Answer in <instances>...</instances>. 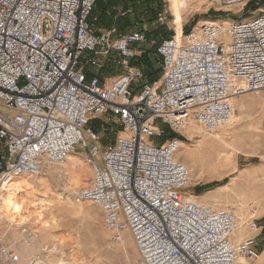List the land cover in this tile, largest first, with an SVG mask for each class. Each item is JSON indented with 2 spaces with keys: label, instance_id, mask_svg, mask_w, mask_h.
Returning a JSON list of instances; mask_svg holds the SVG:
<instances>
[{
  "label": "built area",
  "instance_id": "obj_1",
  "mask_svg": "<svg viewBox=\"0 0 264 264\" xmlns=\"http://www.w3.org/2000/svg\"><path fill=\"white\" fill-rule=\"evenodd\" d=\"M96 1L0 0V102L10 112L0 111V185L61 164L68 154H79L78 145L92 178L75 199L101 209L112 242H125L129 232L137 264H238L240 256L257 258L256 237L264 241V226L250 219V235L236 241L233 209L185 195L190 177L176 156L180 139L150 138L163 133L156 119L181 135L190 119L214 132L231 119L233 98L264 88V10L229 22L225 31L204 22L179 37L157 40L141 30H98ZM216 1L232 6L250 0ZM145 44L160 57L159 89L132 64ZM110 63L123 72L106 82L100 68ZM100 116L104 121L95 129ZM109 123L120 134L105 146ZM19 260L0 239V264ZM24 264L49 263L36 254Z\"/></svg>",
  "mask_w": 264,
  "mask_h": 264
},
{
  "label": "rangeland",
  "instance_id": "obj_2",
  "mask_svg": "<svg viewBox=\"0 0 264 264\" xmlns=\"http://www.w3.org/2000/svg\"><path fill=\"white\" fill-rule=\"evenodd\" d=\"M154 1L162 3L161 10L157 13L155 20L149 21L147 17L142 15V10L145 6L143 2L124 7L121 1L108 2V0H101L100 6H95L92 16L97 17L99 14L98 10L101 7L104 8L106 13L101 18L100 24L97 19L96 28L98 30L113 29L115 35H117L119 32L118 28L123 24L124 18H128L130 21L123 25V33L139 30L153 32L161 26L164 30L160 31L159 35H162L166 31L178 37L182 32L186 33V30H190L201 22H216L219 25L225 26L224 22L246 20L264 12L261 11V9L264 10V0H250L245 4L232 6L220 5L216 0H189L183 7L180 5L174 7L171 0ZM140 47V54H143L144 51L148 53L152 51V47L149 45H140ZM150 55L152 56L153 53ZM88 71L95 72L97 70L96 68H90ZM100 72L103 74L105 81L109 82V78L113 79L122 74L123 67L110 63L108 66L101 67ZM161 79L162 75L157 81L152 83L156 89L160 88ZM143 81L146 82L144 79ZM140 83V80L134 82L135 86H138ZM259 91L246 92L236 98V100L243 99L247 106L244 112L245 116H242L237 124L233 126V133L241 141L245 140L246 142L245 145H241L242 147H240V151L235 157V171L231 175H225L221 178L208 177L202 174L200 178L194 180L193 176L197 174V170L202 164L193 159L196 164L194 166L187 159L185 160L187 163H184L192 179L185 191V195L189 196V198L195 197V200L215 208L238 209L239 204L246 201V206L241 213L248 215L251 212L249 220L257 219L258 223L264 226V210L259 213L258 208L252 205V200L250 199L252 184L250 187L249 182H247L248 177L246 179L241 175L244 169L253 166L264 167V106L261 107L262 102L260 101V93L264 89ZM233 108V113H238L237 106L234 105ZM0 111L10 113L5 110L1 102ZM102 121H104V117H97L94 119L92 127L96 129ZM154 125L157 129H163V133L160 137H151L150 139L162 142L165 139L172 138L171 134L174 132L166 124H163L160 119L154 120ZM107 126L108 131L102 135L101 140V144L105 146L113 144L116 136L120 134V128L117 124L109 123ZM214 132H221V130ZM181 133L182 136L174 133L178 135L179 139L181 138L180 142L192 144L196 140V138H188L186 133L184 134L182 131ZM204 141L207 140L204 138ZM75 148V151L79 153L77 155L83 163V168H81L82 179H84L83 183L72 190L73 187L68 184V177L66 176L60 179H49V185L55 193L50 199V203L54 204V206L48 208L49 210L44 211L36 207L21 206L18 209V213H11L10 210H3L0 207V236L3 242H6L14 250H19L24 245L21 251V253L23 252L22 255H24V247L31 246L32 244H36L37 246L41 232L44 229H48V239L42 244L40 241V244L44 248L53 246L52 249L49 251H39L34 254H43L49 264H137L139 253L135 243L131 241L129 244L131 254L128 257L118 253L115 248L118 245L110 240V232L103 227V212L101 209L87 200L76 201L75 194L80 188L90 184L92 172L89 165L83 159L85 150L78 145ZM0 151H3L1 144ZM199 155L200 157L204 156L202 152ZM178 159L182 162L184 158L180 155ZM52 167H46L40 175H48L50 172L54 175L52 171L56 172L62 169L63 165H53ZM20 177L32 178L28 176ZM233 183L238 187L232 190L231 184ZM253 184L255 190L259 191V193H264V171L259 174L257 182L255 181ZM230 190L235 191L231 194ZM241 191L246 197L242 196ZM23 229H26V232ZM124 236L127 238L125 232ZM28 238L30 242L26 244L25 240ZM263 246L264 241L257 236V252ZM28 258L25 257L24 260Z\"/></svg>",
  "mask_w": 264,
  "mask_h": 264
},
{
  "label": "bare ground",
  "instance_id": "obj_3",
  "mask_svg": "<svg viewBox=\"0 0 264 264\" xmlns=\"http://www.w3.org/2000/svg\"><path fill=\"white\" fill-rule=\"evenodd\" d=\"M188 1L189 0H171L174 7L177 5L183 7L185 6V4H187ZM203 23L204 22H201L200 24ZM224 23L225 26L221 24L223 31H225V28L228 24L227 22ZM262 101L264 103V99ZM231 102L233 107L235 105L234 98L231 100ZM237 108H238V113L234 112L231 119L226 124L219 127L218 130H221V132L204 133L206 131H204L201 127L196 125L194 121L191 119L188 121V124L182 130L184 134L186 133L188 138H196V140L192 144L180 143V147L176 153V156L178 158L180 157V155L183 156L184 158L182 159L183 163L186 162L185 160L188 159L190 160V162L194 164V166H196L195 161L193 160L196 159L199 164H202L198 168L197 174L193 176L194 180L200 178L202 174H205L208 177L221 178L225 175H231L235 171L236 168L235 157L237 153H239L240 147H242L241 145L246 144L245 140L241 141L233 133L234 127L228 128L232 124L234 126L242 117V114H244L241 113V111L245 108L244 105L242 104L238 105ZM204 138L207 141H204ZM200 152H202V154L204 155L203 157H200L199 155ZM61 164L63 165L62 169L57 170L56 172L52 171L54 175H52L50 172L48 173V175L39 174L40 176L37 175L32 177L31 179L19 176L11 179L8 182L2 183L0 185L1 209L10 210L11 213H18L19 212L18 209L21 206H25V207L29 206L30 208L36 207L44 211L50 208L51 206H54V204L52 205L50 203L51 202L50 199L54 196L55 193L53 192L52 188L49 185V179H55V178L60 179L66 176L68 177L67 178L68 184L73 187L72 190H74V188H76L84 181L81 175V168H83V163L77 154L75 153L68 154L66 159ZM52 166L53 165L48 166V168L50 167L53 168ZM191 179L192 177L190 178V180ZM237 187L238 186L236 184L235 185L234 183L231 184L232 190L236 189ZM232 190H230L231 194H233L235 191ZM242 196L246 197L244 194H242ZM192 199H194V197ZM20 203L21 205L19 206ZM245 206H246V201H243L239 204L238 209H233L235 212V216L237 219V226H238V228L234 231L233 235L235 238H237V240L247 235L246 224H247V220H249L250 218L249 214L251 212L248 215L241 213ZM125 233L127 235V238L125 237V242L115 243L118 245L115 246V248L118 253L128 257L131 254V251H129V244L133 240L128 231H125ZM60 264H66V263H60ZM238 264H247V259L240 256L238 258Z\"/></svg>",
  "mask_w": 264,
  "mask_h": 264
},
{
  "label": "trees",
  "instance_id": "obj_4",
  "mask_svg": "<svg viewBox=\"0 0 264 264\" xmlns=\"http://www.w3.org/2000/svg\"><path fill=\"white\" fill-rule=\"evenodd\" d=\"M111 1L112 2L121 1V4L124 7L136 5L137 3L143 2L145 6L142 10V15L144 17H147L149 21H153L157 18V13L159 12V10H161V4H162L160 1H154V0H108V2ZM100 2L101 0H97L95 6L97 5L100 6ZM95 6L92 10V14L94 13ZM98 12L99 14L96 18L98 19V23H99L101 22V18L106 13V11L104 10L103 7H101L99 8ZM129 21L130 20L128 18H124L123 24L119 26L118 28L119 32L117 34H121L124 32L122 31L123 25L129 23ZM162 30L164 29L163 27L160 26L156 29V31L146 32V34L148 37H153L156 38L157 40H161L162 38L170 37L172 35L171 32H166V31H164L162 35H159L158 33ZM188 30H186L185 32H187ZM151 53H153L152 56L150 55ZM132 64L137 65L138 67L141 68L143 72L144 80H146V83L148 84L152 85V83L157 81L162 75V69L160 66V57L156 54L154 48H152V51H150V53L144 51L143 54H140L139 56L135 57L134 60H132ZM175 135L176 134L172 133L171 137H174ZM175 137H177V135Z\"/></svg>",
  "mask_w": 264,
  "mask_h": 264
},
{
  "label": "crops",
  "instance_id": "obj_5",
  "mask_svg": "<svg viewBox=\"0 0 264 264\" xmlns=\"http://www.w3.org/2000/svg\"><path fill=\"white\" fill-rule=\"evenodd\" d=\"M102 30V29H101ZM105 30V29H103ZM237 97L234 98V103L235 105H244L245 108H246V104L244 102L243 99H239V100H236ZM264 99V91L260 93V101L262 102V105L261 107L264 106V103H263V100ZM245 108L241 111V113H244L245 112ZM264 111V109H263ZM242 116H245V113L242 114ZM240 120V119H239ZM237 124V123H236ZM233 127V124L230 125L228 128H232ZM180 136H182L180 134ZM187 136V135H186ZM178 138V135L177 137ZM179 139V138H178ZM180 143H183V142H180ZM264 171V167H261V166H253L251 168H247V169H244L243 172H242V177L246 178L248 177L247 179V182H249L250 184V187H251V184H252V188H250V191H251V194H250V199L252 200V205L256 206L259 210V213L262 212L264 210V193H259V191L255 190L253 187H254V182L256 181L257 182V178L259 177V174L261 172ZM218 195V194H216ZM195 198V197H194ZM210 201V200H209ZM215 206V205H214ZM47 230L48 229H44L41 234H40V239H39V243L38 245L36 246V244H32L31 246H25L24 247V255H22L21 251L23 249V246L22 248H20L19 250H16L18 253H19V256H20V260H19V264H24L26 260H28L29 258L33 257L32 255L36 252H39V251H49L52 249V247L50 248H44L41 246V244L48 239V235H47ZM247 235H250V232H248L247 230ZM246 235V236H247ZM244 237V236H243ZM242 237V238H243ZM260 238V237H259ZM0 239L2 240V237L0 236ZM241 239V238H240ZM238 239V240H240ZM3 241V240H2ZM40 241H41V244H40ZM236 241H237V238H236ZM6 243V242H4ZM44 248V249H43ZM16 249V248H15ZM255 249H256V245H255ZM257 251V250H256ZM25 257H29L28 259L24 260ZM248 260V259H247ZM247 264H264V246L258 251V256L257 258L253 259V260H250L247 262Z\"/></svg>",
  "mask_w": 264,
  "mask_h": 264
}]
</instances>
